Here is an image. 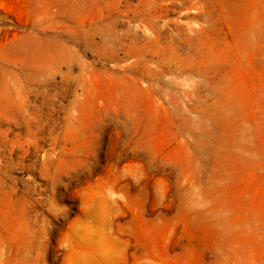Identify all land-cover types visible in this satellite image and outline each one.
<instances>
[{"label":"rangeland","instance_id":"rangeland-1","mask_svg":"<svg viewBox=\"0 0 264 264\" xmlns=\"http://www.w3.org/2000/svg\"><path fill=\"white\" fill-rule=\"evenodd\" d=\"M0 264H264V0H0Z\"/></svg>","mask_w":264,"mask_h":264}]
</instances>
